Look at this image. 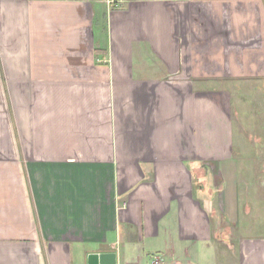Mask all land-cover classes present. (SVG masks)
Returning <instances> with one entry per match:
<instances>
[{"label":"crops","instance_id":"0c3cea01","mask_svg":"<svg viewBox=\"0 0 264 264\" xmlns=\"http://www.w3.org/2000/svg\"><path fill=\"white\" fill-rule=\"evenodd\" d=\"M262 232L264 0H0V264H264Z\"/></svg>","mask_w":264,"mask_h":264},{"label":"water","instance_id":"95a60500","mask_svg":"<svg viewBox=\"0 0 264 264\" xmlns=\"http://www.w3.org/2000/svg\"><path fill=\"white\" fill-rule=\"evenodd\" d=\"M89 264H116L115 253L90 254Z\"/></svg>","mask_w":264,"mask_h":264},{"label":"rangeland","instance_id":"374dc122","mask_svg":"<svg viewBox=\"0 0 264 264\" xmlns=\"http://www.w3.org/2000/svg\"><path fill=\"white\" fill-rule=\"evenodd\" d=\"M253 96V95H252ZM253 98V97H252ZM239 105V104H238ZM239 122H237V126H239V127H241V125H240V119L238 120ZM247 126H248V128L250 127V128H253L254 127V122L252 121V120H249L248 122H247ZM238 127V128H239ZM253 233H258V232H256V230L255 231H253ZM261 234H264V232H262Z\"/></svg>","mask_w":264,"mask_h":264},{"label":"built area","instance_id":"2783aa9c","mask_svg":"<svg viewBox=\"0 0 264 264\" xmlns=\"http://www.w3.org/2000/svg\"><path fill=\"white\" fill-rule=\"evenodd\" d=\"M122 2V0H111V3H114V4H120Z\"/></svg>","mask_w":264,"mask_h":264}]
</instances>
